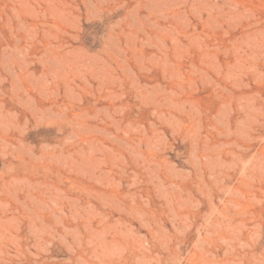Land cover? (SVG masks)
<instances>
[{
  "label": "rangeland",
  "instance_id": "rangeland-1",
  "mask_svg": "<svg viewBox=\"0 0 264 264\" xmlns=\"http://www.w3.org/2000/svg\"><path fill=\"white\" fill-rule=\"evenodd\" d=\"M0 264H264V0H0Z\"/></svg>",
  "mask_w": 264,
  "mask_h": 264
}]
</instances>
